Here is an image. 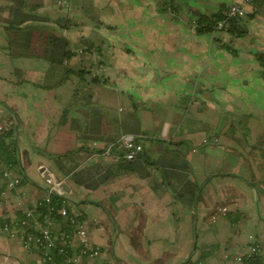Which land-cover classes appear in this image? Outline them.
Masks as SVG:
<instances>
[{"label": "crops", "instance_id": "crops-1", "mask_svg": "<svg viewBox=\"0 0 264 264\" xmlns=\"http://www.w3.org/2000/svg\"><path fill=\"white\" fill-rule=\"evenodd\" d=\"M183 1L0 0V119L12 123L20 161L12 170L25 181L15 190L3 183L0 219L18 220L41 199L51 172L101 248L98 264L251 262L238 257L264 244V79L255 55L264 53V4L245 6L257 13L237 37L198 32L194 13L245 0ZM24 14L68 38L65 64L83 76L47 87V59L11 54L6 25ZM121 133L142 142L137 159L103 154ZM256 259L264 264V251ZM0 264L47 263L0 228Z\"/></svg>", "mask_w": 264, "mask_h": 264}, {"label": "built area", "instance_id": "built-area-1", "mask_svg": "<svg viewBox=\"0 0 264 264\" xmlns=\"http://www.w3.org/2000/svg\"><path fill=\"white\" fill-rule=\"evenodd\" d=\"M250 0H245L242 4L233 3L222 10L224 19L217 21L215 28L217 31H224L227 20L230 17H245L247 11L245 6ZM82 51V49H79ZM96 73V72H95ZM13 126L8 120L0 119V141L12 145L15 140L12 134ZM94 145L98 146L97 142ZM103 154L123 158L127 161L137 159L143 152L142 142L132 134L121 133L117 139L109 144L101 146ZM0 167L2 177L0 179V203L6 201L1 189L5 186L15 190L22 181L13 173L10 164L1 161ZM47 188L43 197L26 210L22 211L21 218L10 220L4 224L0 223V228L7 234L16 235L27 250L36 251L42 261L47 264H54L56 255L61 257L63 264H98L94 261L101 255V248L91 241L89 229L72 206L70 201H54L52 195L63 196L61 181L57 180L51 172L45 177ZM42 207L41 210L38 209ZM57 215V216H56ZM61 216L70 221V226L62 228L57 222V217ZM264 251V244L253 241L244 257L239 256V260L244 258H255ZM92 260V261H91Z\"/></svg>", "mask_w": 264, "mask_h": 264}, {"label": "trees", "instance_id": "trees-1", "mask_svg": "<svg viewBox=\"0 0 264 264\" xmlns=\"http://www.w3.org/2000/svg\"><path fill=\"white\" fill-rule=\"evenodd\" d=\"M250 3L253 5V7L255 6L257 8L258 6L264 4V0H250L249 4ZM221 10L209 15L195 11L194 15L197 18V31L200 33H210L211 31H216L215 25L217 21L224 19ZM11 11L16 12L17 9L12 8ZM256 13L257 11L254 10L250 14H246V16L242 18L236 16L230 17V19L227 20L224 32L237 37L246 36L249 32L247 29V22L249 19L254 17ZM29 20L44 21L46 20V18L42 19L35 15L24 14V16L20 20L14 18L8 20L6 31L9 37V48L12 51L11 54L16 55L31 52L37 57L47 59L52 65V69L49 70L46 74L47 83L45 86L47 87L62 84L64 81H66V79L72 72L80 77L83 76V74H85L84 71H73L65 64L66 59L70 58L72 55V50L70 48V42L68 38L66 36L64 37L56 34L49 28H36L32 25H29ZM87 42L88 41L85 42L87 45L92 46ZM255 55L261 67V76L264 79V53L255 52ZM92 81H100V78L94 77ZM0 159L5 163L10 164L13 169L20 165L16 142H14L12 145H9L6 144L3 140L0 141ZM1 170L2 169L0 167V179L2 177ZM24 182V179H22V183ZM52 199L54 201H68L65 196H60L57 194L52 195ZM41 209L42 207H40L38 211ZM7 221L4 219H0L1 224H4ZM57 222L62 225V228L65 229L66 226H70V221H67L61 216L57 217ZM213 249L214 246H210L209 251L206 248H203L202 256H208L209 254H211L210 251H212ZM254 259L244 258V260H246L247 262L251 261L249 264H256L257 259ZM199 262V259L192 260V258H190L187 259V261L183 264H199ZM54 264H63L61 263V257L59 255H56Z\"/></svg>", "mask_w": 264, "mask_h": 264}, {"label": "rangeland", "instance_id": "rangeland-1", "mask_svg": "<svg viewBox=\"0 0 264 264\" xmlns=\"http://www.w3.org/2000/svg\"><path fill=\"white\" fill-rule=\"evenodd\" d=\"M176 2H180L181 6L184 7L183 4H185V1H183V0H181V1H180V0H176ZM231 4H232V3H231ZM226 7H228V6H226ZM226 7H225V8H226ZM181 10H182V9H180L179 11L181 12ZM181 13H182V12H181ZM181 13H180V14H181ZM252 22H256L255 25H252V29H253L254 27L257 28V27H258V19H257V20H254V21H252ZM246 37H247V36H246ZM243 38H245V37H243ZM241 41H242V40H241ZM245 43H246V42H245ZM242 113L247 114V111H242ZM247 115H248V114H247ZM247 115H246V116H247ZM248 117H249V115H248ZM72 162L75 163V162H76V159L72 160ZM60 164L63 165V162H60ZM46 183H47V182H46ZM69 198H71L72 200H75V201H80L78 197H75V196H73L72 194L69 196Z\"/></svg>", "mask_w": 264, "mask_h": 264}, {"label": "water", "instance_id": "water-1", "mask_svg": "<svg viewBox=\"0 0 264 264\" xmlns=\"http://www.w3.org/2000/svg\"><path fill=\"white\" fill-rule=\"evenodd\" d=\"M226 116V115H225ZM223 121V120H222ZM47 175V174H45ZM61 188L65 191V192H69L70 189H68V185L65 182H61Z\"/></svg>", "mask_w": 264, "mask_h": 264}]
</instances>
